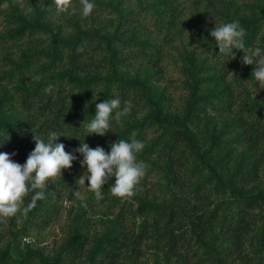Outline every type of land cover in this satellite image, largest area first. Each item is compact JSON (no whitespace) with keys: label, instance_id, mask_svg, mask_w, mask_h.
Segmentation results:
<instances>
[{"label":"trees","instance_id":"trees-1","mask_svg":"<svg viewBox=\"0 0 264 264\" xmlns=\"http://www.w3.org/2000/svg\"><path fill=\"white\" fill-rule=\"evenodd\" d=\"M95 4L85 18L79 0L74 14H57L52 0H0V138L8 135L0 151L23 164L35 133L83 140L95 103L118 96L132 112L116 132L84 142L108 151L116 140L139 139L166 181L150 182L145 167L131 199L111 194L112 177L98 199L74 184L84 168H71L34 190L44 192L34 206L30 192L11 220L0 217V264H264V84L242 50L223 64L209 35L215 23L238 21L246 47H264V0ZM165 59L181 75L176 107L159 84ZM59 141L66 151L80 143ZM64 195L76 202L46 252L40 236ZM28 236L38 244L12 254V241Z\"/></svg>","mask_w":264,"mask_h":264},{"label":"clouds","instance_id":"clouds-1","mask_svg":"<svg viewBox=\"0 0 264 264\" xmlns=\"http://www.w3.org/2000/svg\"><path fill=\"white\" fill-rule=\"evenodd\" d=\"M57 14H74L77 9L73 6V0H52ZM95 0H79V14L82 17H89L95 9ZM210 37L218 46L219 52L216 55L233 58L235 50H242L241 60L245 65H252L251 77L264 84V47L255 46L249 49L245 44V28L238 21L215 23V27L209 30ZM98 95H94V101ZM120 97L103 99L96 102L94 114L83 126L84 139L77 135H69L62 130H48L44 138L34 135V148L28 153L23 164L12 159L15 152L8 153L0 151V217L14 216L24 202L28 193L34 192L31 196V203L28 207L35 205L37 199L44 197V192L34 191L44 189L48 182L61 176L63 169L71 168L73 161L79 159L81 167L85 168L84 173L76 183L85 185L99 199L102 198L101 188L112 177L113 183L110 192L116 197L132 196L134 189L145 175V163L137 159V154L144 147L143 141L139 139H119L110 144L108 151L97 145L90 147L84 142L85 137L90 134L105 135L114 131V124L119 125L122 120L132 112L131 101H124ZM61 136L77 137L80 143L77 147L65 150V144L59 141ZM8 135L0 138V146L3 145ZM77 153L82 156L80 159ZM78 187V189H79ZM79 197L80 192L74 191Z\"/></svg>","mask_w":264,"mask_h":264},{"label":"rangeland","instance_id":"rangeland-1","mask_svg":"<svg viewBox=\"0 0 264 264\" xmlns=\"http://www.w3.org/2000/svg\"><path fill=\"white\" fill-rule=\"evenodd\" d=\"M190 8H188L187 12L189 11ZM213 21L208 20L207 24L211 25ZM152 21H148V25L151 26ZM214 24V23H212ZM175 51H173L174 53ZM166 60V59H165ZM163 68L161 69V71L159 72V76L158 78L159 80V84L165 88L166 92L168 94H170V102L172 104L173 107H176L178 105L181 104V98L180 95L183 92V88L181 85V75H180V71L179 69L170 62L169 59H167L166 61H164L163 63ZM151 133V132H150ZM146 136H148V134H146ZM145 147V145H144ZM143 147V152L140 151V153L137 154V159L141 160L145 163L146 169L149 170L151 173H149V179L150 182H158V183H165V179L163 178V173L166 172L164 170L160 171V168H162L163 166H158V163H156L155 161L157 160L155 155L149 153L146 151V149H144ZM141 153H143V155H141ZM79 159L73 161V165L71 166V168H75L76 166H79ZM71 168L69 169H63L61 172V177L66 176L67 172L69 170H72ZM85 168L81 169L80 171L78 170L79 174L75 175V180L77 181L78 178L84 173ZM148 174V173H147ZM58 177L60 176H56L54 178H52L50 181L52 183L55 182V180L58 179ZM54 181V182H53ZM76 181H74L75 185L77 186V188L79 187V185L76 183ZM87 180L85 181V185H80L79 189H82L80 192H83V190L87 189ZM84 193L80 194L79 197H83ZM132 196H126L124 197L125 199H131ZM76 201L71 198L68 197L67 195H64V197L60 198L58 200V205L60 206V210L61 213L58 215V219L57 221L51 225L50 227L47 228V230L45 231V235L43 234V236H40V238L43 240L39 243L40 246L45 248L46 252H49V249L52 248L54 241L56 239H59L62 235H63V228L64 225L66 223L67 220V216L73 206V204ZM8 220H11V217H7ZM35 239V240H34ZM37 237L36 236H28L26 238H17L15 240L12 241V254L17 255L20 253H25V247L27 243L30 244H36L38 240H36ZM38 244V243H37ZM249 244L248 242L246 243V245ZM231 259H236L235 264H243L244 261L240 260V258H234L232 257ZM150 262L152 263V260H150Z\"/></svg>","mask_w":264,"mask_h":264}]
</instances>
